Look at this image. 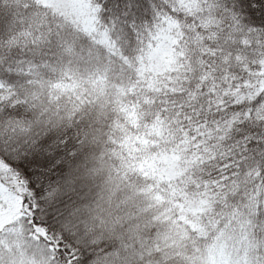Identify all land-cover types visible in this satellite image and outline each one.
Segmentation results:
<instances>
[{
  "label": "snow or ice",
  "instance_id": "obj_1",
  "mask_svg": "<svg viewBox=\"0 0 264 264\" xmlns=\"http://www.w3.org/2000/svg\"><path fill=\"white\" fill-rule=\"evenodd\" d=\"M0 264H264V0H0Z\"/></svg>",
  "mask_w": 264,
  "mask_h": 264
}]
</instances>
